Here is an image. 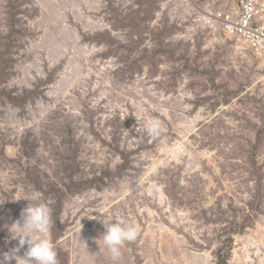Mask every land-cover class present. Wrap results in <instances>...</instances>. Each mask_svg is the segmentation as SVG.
Wrapping results in <instances>:
<instances>
[{
  "label": "rangeland",
  "instance_id": "374dc122",
  "mask_svg": "<svg viewBox=\"0 0 264 264\" xmlns=\"http://www.w3.org/2000/svg\"><path fill=\"white\" fill-rule=\"evenodd\" d=\"M195 19L173 0H0V254L31 201L58 264H264V60ZM101 213L138 228L117 262Z\"/></svg>",
  "mask_w": 264,
  "mask_h": 264
},
{
  "label": "clouds",
  "instance_id": "9594fccd",
  "mask_svg": "<svg viewBox=\"0 0 264 264\" xmlns=\"http://www.w3.org/2000/svg\"><path fill=\"white\" fill-rule=\"evenodd\" d=\"M138 123L139 127L136 130L142 134L156 136L160 132L159 125L155 122H146V126H142L138 119ZM128 182L138 190L142 181L133 178ZM101 214L102 216L98 220L105 231L98 241L103 242V247L107 249L112 261L117 262L121 257L123 245L136 241L138 228L118 216ZM51 224L49 207L45 203L33 204L30 201L28 206L22 209L20 218L9 226L10 240H18V246L0 254V264H11L13 260L16 261V264H58L57 253L48 239ZM25 245H27V249L24 255H17Z\"/></svg>",
  "mask_w": 264,
  "mask_h": 264
},
{
  "label": "built area",
  "instance_id": "2783aa9c",
  "mask_svg": "<svg viewBox=\"0 0 264 264\" xmlns=\"http://www.w3.org/2000/svg\"><path fill=\"white\" fill-rule=\"evenodd\" d=\"M197 24L219 25L228 37L247 45L264 60V0H173ZM208 20V21H207Z\"/></svg>",
  "mask_w": 264,
  "mask_h": 264
}]
</instances>
